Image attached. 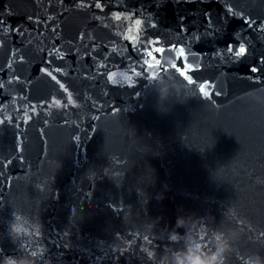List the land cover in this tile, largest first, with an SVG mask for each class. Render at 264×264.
<instances>
[{"label": "water", "instance_id": "water-1", "mask_svg": "<svg viewBox=\"0 0 264 264\" xmlns=\"http://www.w3.org/2000/svg\"><path fill=\"white\" fill-rule=\"evenodd\" d=\"M102 4L0 0V264H264V0Z\"/></svg>", "mask_w": 264, "mask_h": 264}, {"label": "snow or ice", "instance_id": "snow-or-ice-1", "mask_svg": "<svg viewBox=\"0 0 264 264\" xmlns=\"http://www.w3.org/2000/svg\"><path fill=\"white\" fill-rule=\"evenodd\" d=\"M61 2H63V0H61ZM82 6V5H81ZM95 7L97 9H100L101 11H103V7L104 5L102 4V0H95ZM226 9L227 12L235 17H243L244 14L242 12H238V11H234L233 7L231 5H226ZM5 11L7 12V6H5ZM10 14V13H8ZM2 15V14H0ZM120 16H116V19H120ZM141 22L139 20L136 21V24L139 25ZM244 23L248 26V27H252L253 25L257 24V21L255 20H251L250 18H244ZM0 24H3V21L0 20ZM258 28L260 31H264V22L259 23ZM83 38V36H81V39ZM130 40H135L136 37H129ZM145 39L147 40V44L148 45H152V44H159L160 43V39L159 38H155V39H148L147 37H145ZM235 40L236 43L235 44H229L228 46H226L225 50L228 54H230L231 56H234L238 61L242 60L244 58L247 57L248 55V47H246V43L244 42V40L241 39V37L239 36L238 33L235 34ZM168 47H155L154 49L149 48V47H144L142 45V47L144 48V52L149 56V57H154L155 60L160 61L157 56L159 54H167V53H171V52H176V59L178 61H184L185 57H186V50L185 47L183 46H179L177 47L176 44H172L170 41L168 42ZM154 53L156 55H154ZM23 59V57H21V60ZM260 62L262 64H264V56L260 57ZM161 64V61H160ZM145 65H147V63L145 62ZM187 65V67H186ZM174 69H177V71L179 72L180 76H182L185 80H187L190 84H195L196 80H195V73L199 70L198 66H193V64H189V63H185L183 65V67L181 68H177V64L174 63L171 65ZM250 71L252 73H257L260 71V68L257 66H252L250 68ZM191 72L192 75H189L188 73ZM49 75H51V73H49ZM113 75L112 73L108 74V81L112 82L113 84H115V80L113 79ZM16 79H19L18 77ZM52 79L55 80L56 77L52 76ZM57 83H59V81H57ZM208 81H205L204 84H201L199 87V92L202 93L205 97L209 96V93L205 90V84H207ZM0 87H2V85H0ZM61 88H63L65 91H67V89L65 88V86L63 84L60 85ZM219 93H217L218 95ZM69 102H71V97L69 96ZM55 103L57 105H59L60 101L56 100ZM115 111V109H114ZM5 123L4 120H0V126H3ZM11 161L10 160H6V162L2 165L3 167H7L8 164H10ZM261 238H264V236H262ZM127 249H122L121 251V255L123 254L124 251H126Z\"/></svg>", "mask_w": 264, "mask_h": 264}, {"label": "clouds", "instance_id": "clouds-1", "mask_svg": "<svg viewBox=\"0 0 264 264\" xmlns=\"http://www.w3.org/2000/svg\"><path fill=\"white\" fill-rule=\"evenodd\" d=\"M129 86H132V85H129ZM19 219V217H18ZM13 230L19 234L21 231H24V232H27V228H24L22 225L20 224H17L14 226ZM217 242L220 246V250H223L224 248L227 247V244L226 242H224L223 240H221L219 237H217ZM213 259H215V257H213ZM245 264H260V262L257 260V261H252V260H246Z\"/></svg>", "mask_w": 264, "mask_h": 264}]
</instances>
